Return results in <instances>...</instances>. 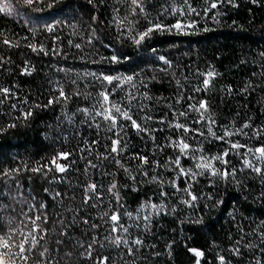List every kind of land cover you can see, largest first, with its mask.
<instances>
[{"label": "trees", "instance_id": "trees-1", "mask_svg": "<svg viewBox=\"0 0 264 264\" xmlns=\"http://www.w3.org/2000/svg\"><path fill=\"white\" fill-rule=\"evenodd\" d=\"M193 7L200 11L206 7V0H190ZM235 5L222 4L213 13L207 16L188 17L197 27L186 30L189 34H164L154 35L152 40L145 43L138 50L129 43L123 47L115 42V28L112 26L114 9H119L120 18L139 20L138 27L143 30L145 22L142 17H132L130 5L120 0H105L103 5L97 4L95 10L87 3V0H61V3L53 9L41 12L32 11L23 5L15 4L16 9L12 16L0 13V31L12 38L19 47L7 48L0 44V56L8 57L9 63L0 69V87H9L16 92L17 96L26 98L29 104L45 103L49 94L54 93L59 84L64 87L66 93L77 90L82 93H91L94 97L101 89L99 86L87 84V81L79 82V88L70 85L64 73L58 72L60 67H71L76 71H104L109 75H133L138 74L136 79L137 96L146 93L151 100H143L147 106V112L154 117L155 121L174 119L173 110L185 111L189 104H197L201 100L208 103V118L217 123L218 134H222L224 127L230 130L241 128L246 122L251 123V129H244L248 135H235L231 137L233 142L247 144L255 147L264 144V137L256 138L252 135V129L264 127V0H235ZM43 7V5H39ZM162 6H166V0H152L148 10L152 16H156ZM100 16L98 23H93L92 16ZM219 14L217 20L211 19L212 15ZM177 18L166 16L163 22L173 24ZM183 19V18H182ZM48 25H56L54 33L45 29ZM126 27H129L127 22ZM207 28L208 31H204ZM32 29V31H30ZM95 29L99 42L86 44L85 41ZM108 40L113 41V47L119 52L131 54V60L117 65H109L105 61L103 65L93 64V60H100L113 54L112 50L104 47ZM69 41L72 43L70 44ZM43 45L49 51V55L42 52H32L27 44ZM81 43L85 61L80 59L81 50L73 45ZM56 47L64 55H53L51 49ZM157 51L152 52V48ZM165 56L171 61V66H165L158 56ZM67 56V59L64 57ZM29 62L34 71L32 75H21L24 62ZM213 70L217 73L211 87L206 91L197 93L196 87L201 86L202 77L197 73H206ZM154 77V79H153ZM74 78V77H73ZM91 79L90 77L88 78ZM147 83L142 87L140 81ZM177 81L180 82L177 85ZM252 87L242 93L240 89L245 85ZM110 87V86H109ZM233 88L232 94L225 89ZM129 87L117 91L112 96L113 102L124 101ZM183 96L180 104H175L176 99ZM191 97V99H189ZM18 103L15 97L0 104V126H6L15 121L17 127L6 133L0 134V168H12L18 165L28 164L36 166L46 163L58 152L71 153L69 161L60 163H72L71 169L65 174H56L60 182H51L49 178L40 174L23 172L19 176L22 191L30 193L31 198L25 196L29 206L35 205L42 216L48 217V223L42 224L48 232L49 245L57 238L61 231L58 217L63 218L65 223L74 221L70 236L73 241L82 243L91 242L92 237H97L103 243V238L108 235L107 225L99 219L101 212L106 207L92 209L83 204L85 193L82 189L85 182L103 184L105 188L110 183V178L102 176L101 172H116V179L123 184L139 187V191H131L122 188L121 197L124 208L134 211L142 201L152 197L156 199L158 187L155 184L145 183L132 185L125 179V173L118 171L114 165L104 162L99 170L88 169L86 159L92 158L87 152L83 153L85 159H81V148H87L93 140H98L95 145V153H105L106 146H110L109 133L104 124L99 128H89L81 123L82 117L69 123L63 119V114H69L77 107H90L95 103L94 99L85 100L83 96H73L67 107L54 105L51 108L34 110V117L28 121L18 120L20 110H12L9 104ZM135 104V102H134ZM171 106V107H170ZM144 115L143 112L140 113ZM58 117L60 119H58ZM198 114L191 112L187 119L180 118L181 123H186L193 128H199L207 136L206 128L196 125L194 121ZM150 128H163V132H156V144H153L146 136L143 139L132 131H127L129 144L127 150L119 159L126 167L135 171L140 168L139 160L131 157L139 153L147 156L150 165L144 166V170L152 174L151 163L155 161L164 163L169 156L173 155L171 148L163 151H153L158 145L167 143L168 138L176 139L177 134L158 122H149ZM191 136V133L189 134ZM115 138V137H113ZM193 146L202 144L208 155L220 153L228 148L227 143L212 141L206 143L203 137L189 139ZM241 152L243 149L240 150ZM230 166L240 169L242 167L240 156L232 154L229 157ZM94 163H99L93 159ZM191 161H183L184 167H190ZM217 167L223 169L222 165ZM161 171V170H158ZM175 173L163 170V178L171 179ZM32 178L29 180L28 177ZM13 179L0 177V236H3L13 225L20 226L24 219L23 213L28 208L23 203L13 200L16 194V185ZM141 179H146L141 177ZM237 182L213 181V178L205 175L198 178L193 186L195 192L201 196L214 193L216 200H223L219 207L202 210L200 204L207 205L206 200L198 202L196 208H188L180 203L185 198L183 193L172 196V189L166 190L170 194L167 203L176 208L175 213L165 216L154 217L150 230L145 232L136 228L130 229L129 239L139 237L143 245L138 248L134 255H128L126 250L116 248L110 244L103 247L93 248V258L85 259L78 252L73 253L71 260L65 258L69 251L64 247L56 253L58 258L63 259V264H96L99 257H108L110 264H195V260L189 248H196L205 253L202 264H218L214 258L224 255L228 264H255L257 259L264 261L261 250L264 243L259 239V233L264 232V178L245 169L237 173ZM181 188L184 184L180 183ZM10 189L12 190L10 193ZM48 189V192L44 190ZM56 192L62 193L61 197L53 198ZM113 198L104 194V205ZM95 203V202H94ZM47 205L41 209L40 205ZM113 208L115 204L113 203ZM7 209V210H5ZM78 210V211H77ZM90 217V222L101 225L93 230L80 221ZM202 219L200 223L194 221ZM126 221V218H125ZM183 221V223H181ZM257 233V235H253ZM169 245L171 247L169 248ZM250 245L251 247H241ZM240 247V255H235L230 250Z\"/></svg>", "mask_w": 264, "mask_h": 264}, {"label": "snow or ice", "instance_id": "snow-or-ice-1", "mask_svg": "<svg viewBox=\"0 0 264 264\" xmlns=\"http://www.w3.org/2000/svg\"><path fill=\"white\" fill-rule=\"evenodd\" d=\"M14 2L32 11L41 12L45 9H53L56 5L61 3V0H14ZM120 2L128 3L130 5L131 16L142 17L145 26L143 30H140L138 27L139 20H128L127 17L121 19L119 15L120 10L114 9L112 26L115 28L116 33L114 37L115 42L120 44L121 47H123L125 43H129L130 46L137 50L145 43L152 40L154 35L189 34L186 30L195 29L197 25L193 21L188 20V17L207 16L209 13L215 12L218 7L225 3L236 6L235 0H206V7L203 11H200L192 6L190 0H166V6H162L160 12L156 16H152L151 12L148 10V6L152 4V0H120ZM252 2L256 3L257 0H252ZM87 3L92 5L93 10H95L96 5H103L105 0H87ZM39 5H43V7ZM15 10L13 0H0V13L6 16H12ZM102 15V13L93 15V23H98ZM218 15V13L212 15L211 19L219 22L217 19ZM166 16L177 18L176 22L173 24L164 23L163 19ZM126 22L131 26L126 27ZM55 29L56 25H48L45 30L49 33H54ZM30 31H32V29H30ZM204 31H208V29L205 28ZM94 41L99 42L95 29L92 30V34L85 43L91 45ZM69 43L71 44L72 42L69 41ZM0 44L9 49L19 47V44L14 43L13 39L8 37L3 31H0ZM73 46L81 50L80 59L85 61L86 57L83 55L82 44L76 43ZM103 46L111 49L113 54L109 57L101 58L100 60H93V64L103 65L106 61L109 65H117L126 63L132 58L130 53H118L113 47L112 40H108L107 44ZM27 47L34 53L42 52L44 55L50 54L43 45L29 43ZM156 51L157 50L153 47L152 52L155 53ZM51 54L64 55L56 47L51 49ZM261 55L264 56V53ZM64 58L67 59V56ZM9 59L8 57L0 56V69L6 67L9 63ZM157 59L162 61L165 66H171V61L165 56H158ZM34 70V67L29 62L25 61L20 74L30 76ZM57 71L64 73L70 85L77 89L79 88V82L87 81V84L99 86L101 90L98 91L94 97L91 93H82L79 90L69 94L65 92L63 86L58 84L54 93L47 96L45 103L29 104L28 99L17 96L12 88L0 87V104H4L6 100H11L15 97L18 103L9 104V108L12 110H20L17 117L18 120L28 121L34 117L35 109L45 110L54 105L67 107L73 96H83L85 100L94 99L95 103L90 107H77L70 114L68 112L63 114V119L69 123H72L77 116L82 117L80 122L86 124L89 128H99L101 123H103L106 130L112 134V136L109 137L110 146H106V154L95 153L93 156L95 145L99 143L98 140H93L88 144L87 148L80 149L82 153L81 159H85L83 156L84 152H87L88 156L92 157L86 159L87 168H85L84 171L87 172L89 168L99 170L104 162H108L114 165L118 171L122 170L125 173V179L131 181L132 185H141L145 183L157 185L158 194L156 199L159 200V203L155 202L152 197H148V199L142 201L134 211H127L122 203L121 190L122 188H129L131 191H139V187H132L129 184L121 185L116 179V172L103 171L101 175L110 178V183L107 188H105L102 183L97 184L96 182L86 181L82 189L85 193L82 201L83 204L89 205L92 209L98 207L107 208V210L101 212L99 216V219L103 220L104 224L107 225L108 235L103 238V243L95 236L92 237L91 242L88 243L73 241L70 236V230L75 222L70 221L65 223L63 218L58 217L57 219L60 222L59 226L61 231L57 233V238L49 245V232L45 227H42V224L48 223V217L42 216L35 205L29 206L27 204L24 198L25 196L31 198V194L21 190L23 186L19 183V176L23 172H28L40 174L49 178V174L51 173L53 175L50 177V181L60 182L56 174L67 173L74 162L60 163L58 161H69L71 153L63 151L58 152L46 163L36 166L23 164L12 168H0V177L5 179L15 178L13 179V183L16 185V194L11 198L23 203L24 207L28 208V212L23 213L24 219L20 221V226L16 227L13 225L3 236H0V264H63V259L58 258L56 253L62 251L64 247L69 248V251L65 253V258L69 260H71L74 251L78 252L85 259H92L93 248L97 246L103 247L104 244H110L116 248L123 247L128 255L131 256L134 255L144 242L138 236L129 239L130 229L136 228L147 232L150 230V225L154 217L165 216L176 212V208L167 203L171 198L169 192L166 190L167 188L173 190V197L176 193H183L185 198L181 199L180 203L188 208L194 209L197 207L198 202L206 200L208 202L207 205L200 204L199 206L202 210H207L219 207L224 201L216 200L215 194L211 192L204 196L195 192L193 186L198 182L199 177L208 175L213 178L214 182L224 181L238 183L237 173L247 169L264 178V144L249 147L247 144H241L231 140V137L238 134L248 135V133L244 132V129H251V123L246 122L241 128L235 129L234 131L224 127L221 129L222 134H218L217 131H215L217 128L216 121L207 116L208 103L206 100L199 101L198 105L189 104L185 111L177 112L173 110L172 115L174 119L171 121H166L164 119L155 121L154 117L148 114L147 106L142 102L143 100H151L152 97L148 96L146 93L137 96L136 92L133 91L136 89L135 81L138 78V74L114 76L105 74L102 70L99 72H79L71 67H60ZM197 75L202 77L201 86L195 88V91L199 93L211 87L212 81L215 79L217 73L213 70H209L206 73L198 72ZM89 77L91 78L90 80L88 79ZM176 83L177 85L180 84L179 81ZM140 84L142 87H147V83L143 80L140 81ZM125 86H128L129 90L125 94L124 101L119 103L113 102L111 99L112 96L116 94L117 91L123 90ZM251 87V84H247L244 88L240 89V91L242 93L247 92ZM224 91L228 94H232L235 90L228 87ZM182 99L183 96L176 99L175 104H180ZM189 99H191V97H189ZM141 112L144 113L143 116L140 115ZM191 112L198 114V118L194 123L206 128L207 136H205L204 131H201L199 128H193L186 123L180 122L181 117L187 119ZM58 119L60 118L58 117ZM149 122H158L161 125L166 124L168 129L173 130L177 134L176 139L168 138L167 143L158 145L153 149V151H163L165 148H171L173 150V155L169 156L163 164L159 161L152 162V174L150 175L148 171L144 170V166L150 165L148 157L142 156L139 153L134 154L131 158L139 160L140 162V168L135 170L138 175H134L133 170L126 167L119 157H121L128 148L129 138L127 136V131L129 129L134 131L137 136H140L142 139L146 136L153 144H156L157 137L155 133L163 132L164 129L150 128ZM15 127H17L15 121L8 123L6 126H0V134L6 133ZM190 133L191 136H189ZM252 135L258 139L264 137V127L252 129ZM197 136L203 137L206 143H211L213 140L219 141L220 143H227L228 148L223 149L220 153L208 155L205 153L202 144L198 143L196 146H193L188 142L189 139H195ZM241 149H243L242 152L240 151ZM232 154L240 156L242 164L240 169L230 166L229 157ZM93 159L99 161V163H94ZM185 160L192 162L190 167H184L183 161ZM218 164L223 166L222 170L217 167ZM163 170H167L170 174L175 173V175L171 179L165 180L163 178ZM141 177L146 179H141ZM31 178V176L28 177L29 180ZM181 182L184 184L182 188L180 186ZM11 191L10 189V193ZM44 191L48 192V189ZM105 193L113 198L107 205H104ZM261 195L264 196V193H261ZM61 196L62 193L56 192L53 198L55 199ZM113 203L115 204V208H113ZM46 207L47 205L45 204L40 205L41 209ZM202 219L201 217L194 221V223H200ZM90 220V217H85L80 222L93 230L101 227L100 224L90 222ZM181 223H183V221H181ZM253 235H257V233H253ZM258 235L260 241L264 243V232ZM245 246L251 247L250 245H241V247ZM170 247L171 245H169V248ZM230 251L235 255H240V247L233 248ZM188 252L191 253L194 258L195 264H202V259L205 257L203 251L196 248H189ZM261 253L264 255V249L261 250ZM214 259L218 261V264H228V260L224 255H219ZM96 264H110V260L108 257H99L96 260ZM204 264H207L206 260ZM255 264H264V261L257 259Z\"/></svg>", "mask_w": 264, "mask_h": 264}]
</instances>
